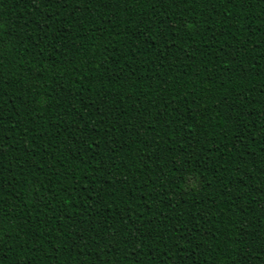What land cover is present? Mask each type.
<instances>
[{"label":"trees","instance_id":"obj_1","mask_svg":"<svg viewBox=\"0 0 264 264\" xmlns=\"http://www.w3.org/2000/svg\"><path fill=\"white\" fill-rule=\"evenodd\" d=\"M0 264H264V0H0Z\"/></svg>","mask_w":264,"mask_h":264}]
</instances>
